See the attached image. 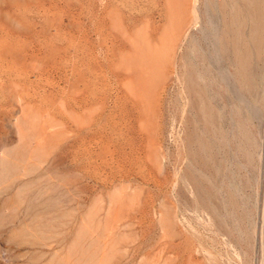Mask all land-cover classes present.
I'll use <instances>...</instances> for the list:
<instances>
[{"label":"rangeland","instance_id":"1","mask_svg":"<svg viewBox=\"0 0 264 264\" xmlns=\"http://www.w3.org/2000/svg\"><path fill=\"white\" fill-rule=\"evenodd\" d=\"M0 264H264V0H0Z\"/></svg>","mask_w":264,"mask_h":264}]
</instances>
